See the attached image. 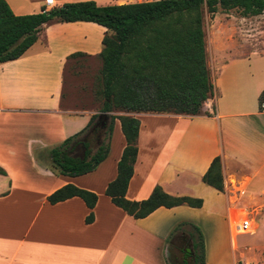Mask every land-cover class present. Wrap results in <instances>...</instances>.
I'll use <instances>...</instances> for the list:
<instances>
[{
  "label": "crops",
  "instance_id": "1",
  "mask_svg": "<svg viewBox=\"0 0 264 264\" xmlns=\"http://www.w3.org/2000/svg\"><path fill=\"white\" fill-rule=\"evenodd\" d=\"M4 1L22 16L66 3L92 1L105 7L157 0H52L48 6L46 0ZM218 14L206 30L202 22L213 95L200 114L111 112L139 121L126 199L145 200L160 187L172 197L202 200L200 208L160 207L134 219L111 203L105 189L117 176L126 145L118 119L108 154L94 171L68 177L51 170L50 150L96 114L65 107L66 76L70 61L100 59L104 27L50 22L21 57L0 63V264H172L173 234L183 222L201 230L205 263L224 264L220 248L209 249L207 230L220 237V229H229L237 216L251 220L254 233L264 230V106L260 109L258 102L264 91V14L238 18L225 13L223 22ZM234 41L239 42L235 51ZM76 53L84 56L70 58ZM205 104L213 114L204 112ZM215 157L220 158L223 192L202 182ZM68 184L96 194L92 211L77 197L48 203L50 194ZM238 206L245 210L237 213ZM90 212L93 221L87 223ZM233 232L232 257L250 258V252L264 247L242 244V253Z\"/></svg>",
  "mask_w": 264,
  "mask_h": 264
},
{
  "label": "trees",
  "instance_id": "2",
  "mask_svg": "<svg viewBox=\"0 0 264 264\" xmlns=\"http://www.w3.org/2000/svg\"><path fill=\"white\" fill-rule=\"evenodd\" d=\"M203 9L211 17L221 11L247 18L264 14V0H157L105 7L85 1L22 16L14 15L7 3L0 0V63L21 57L37 41L42 27L50 22H91L107 31L99 55L104 97L100 114L93 115L84 129L50 150L53 173L78 177L94 171L108 154L113 123L118 119L126 145L117 163V176L105 189L111 203L134 219H143L160 207L202 206L200 199L172 197L160 187H155L145 200L126 199L137 157L139 121L111 112L189 116L201 113L203 103L213 95L205 60ZM79 56L84 55L76 53L70 58ZM258 102L262 109L264 91ZM99 135L103 139L91 153L89 141L91 138L97 141ZM202 182L224 191L219 157L212 160ZM73 197L80 198L90 211L97 201L96 194L71 184L54 191L47 201L54 205ZM92 221L90 212L86 222ZM175 231L190 238L194 264H206L201 230L183 222Z\"/></svg>",
  "mask_w": 264,
  "mask_h": 264
},
{
  "label": "rangeland",
  "instance_id": "3",
  "mask_svg": "<svg viewBox=\"0 0 264 264\" xmlns=\"http://www.w3.org/2000/svg\"><path fill=\"white\" fill-rule=\"evenodd\" d=\"M218 13L221 14V17H219L218 14L217 18H219L223 22L224 19L222 18V15H224L225 13H222L221 11H219ZM202 14L203 27L206 30L215 20V15L213 16V18H211L210 15L206 13L205 9L202 10ZM227 14L234 15L239 18V16H237L234 12H229ZM237 37L240 36L238 35ZM232 45V49L235 51L236 46L238 47L239 45V42L234 41ZM101 68V59L94 61L86 58H78L68 63L66 90L69 94L66 98V108L85 109L95 112L98 115L100 114V110L104 103V97L102 95L103 86L101 79ZM89 143V149L91 153H93L98 146L97 141L95 138H91ZM231 201L234 202L235 199ZM243 210H245L244 207H237V213ZM254 228L256 227L254 226ZM262 228L263 227H259L256 233L250 232L236 235L238 250H240V252L242 253L245 252V249L242 250L241 248L242 244L256 245L258 247L264 245V230ZM229 229L226 228L224 232L222 229H220V237L212 236L213 231L207 230L208 235L206 241L209 249L210 247L214 248L216 246L218 247L217 249L220 248V257L222 258V262H224V264H264V247L255 249L254 253L250 252L248 256L250 258L237 253L234 257H232L233 250L231 246L230 233H232L233 231L231 229L229 232ZM191 246V240L186 233L176 232L173 234L171 248L174 250V252L179 253L180 264H193L194 258L192 252H190ZM187 250H189L190 254L188 256H185L184 253Z\"/></svg>",
  "mask_w": 264,
  "mask_h": 264
},
{
  "label": "built area",
  "instance_id": "4",
  "mask_svg": "<svg viewBox=\"0 0 264 264\" xmlns=\"http://www.w3.org/2000/svg\"><path fill=\"white\" fill-rule=\"evenodd\" d=\"M45 2L47 6L52 4V0H46ZM203 110L206 113L213 114V109L211 108V106H208V104H205ZM232 218L230 219V230L232 229L234 231V235L255 231L252 221L249 220L246 216H237Z\"/></svg>",
  "mask_w": 264,
  "mask_h": 264
},
{
  "label": "flooded vegetation",
  "instance_id": "5",
  "mask_svg": "<svg viewBox=\"0 0 264 264\" xmlns=\"http://www.w3.org/2000/svg\"><path fill=\"white\" fill-rule=\"evenodd\" d=\"M191 250H192V246H191ZM189 254H190L189 250L185 251V253H184L185 256H188ZM192 255H193V250H192ZM179 258H180L179 253L174 252V255L171 259L172 264H180ZM193 264H194V260H193Z\"/></svg>",
  "mask_w": 264,
  "mask_h": 264
},
{
  "label": "water",
  "instance_id": "6",
  "mask_svg": "<svg viewBox=\"0 0 264 264\" xmlns=\"http://www.w3.org/2000/svg\"><path fill=\"white\" fill-rule=\"evenodd\" d=\"M190 252H192V250Z\"/></svg>",
  "mask_w": 264,
  "mask_h": 264
}]
</instances>
